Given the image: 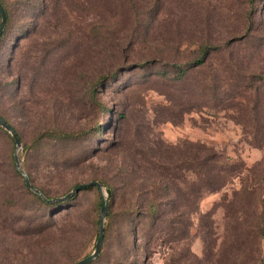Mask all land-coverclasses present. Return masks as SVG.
Segmentation results:
<instances>
[{
    "label": "rangeland",
    "instance_id": "rangeland-1",
    "mask_svg": "<svg viewBox=\"0 0 264 264\" xmlns=\"http://www.w3.org/2000/svg\"><path fill=\"white\" fill-rule=\"evenodd\" d=\"M6 1L14 20L11 33L0 47V112L27 143L47 129L61 135L60 139H55L58 142L45 136L39 152L33 155L28 166L35 182L47 183L52 196L62 197L76 184L86 183L90 178H105L115 189V196H108L106 188L103 193L96 188L80 193L63 213L72 210L87 221L73 222L76 234L68 235L66 241L62 239L61 230L69 227V219L46 220L36 235L20 238L0 228V264H74L91 255L97 242L95 208L102 194L108 202V213L113 210L114 218L104 255L92 264H175L173 260L179 259L176 256H188L191 252L202 258L204 241L201 231L197 230L198 216L194 218L189 240L181 243L175 254L158 248L145 256L143 249L137 246L132 250L127 248L129 240L140 248L145 245L141 234L135 233L140 221L134 222V219L138 216L127 213L128 190H137L141 184L149 186L158 175L142 160L143 156L173 161L186 155L184 146L187 144L206 146L231 158H241L249 168L262 159V151L243 140L240 126L228 121L225 112L216 115L211 110H189L188 85L192 80L199 81L207 71L191 70L189 82L179 81L175 79L174 65L190 67L198 58L200 42L207 41L220 46L211 55L209 69L233 57L245 60L246 71L264 74V0H253L257 11L255 26L243 39L236 37L245 33L246 0H166L145 42L130 46L128 41L115 40L119 46L112 48L130 50L131 57H107L110 44H100L97 38H82L78 33L82 22L84 28L91 24L94 12L70 11L68 18L63 19L67 30L59 31L66 40L62 44L67 46L58 49L59 56L46 57L44 78L40 82L33 81L18 96L15 93L10 96L6 90L11 81L6 78V67L13 59L10 48L18 43L16 39L23 28L32 23L28 33L31 37L24 43L34 60L37 42L50 48L52 39L48 37L55 21L41 11L36 0H27L28 10L18 8L15 0ZM139 8L141 13L145 12L143 1ZM38 22L42 28L32 34ZM28 34L21 36L22 39ZM98 44L105 49L106 57H97ZM92 91L97 102L86 99V94ZM78 132L81 135L73 139L62 138V134ZM20 153L26 157L23 146ZM42 153L47 157L57 153L72 159L78 155L83 162L77 168H66L64 163L73 160L60 159L58 173L49 174L48 169L38 171L44 165ZM129 170L133 171L132 179L126 178ZM221 196V193L207 196L200 203V214L211 211ZM20 209L32 207L22 203ZM37 217L41 219V214ZM223 218V209L217 208L214 222L220 235L223 234ZM46 242L50 243L48 248H36Z\"/></svg>",
    "mask_w": 264,
    "mask_h": 264
},
{
    "label": "trees",
    "instance_id": "trees-1",
    "mask_svg": "<svg viewBox=\"0 0 264 264\" xmlns=\"http://www.w3.org/2000/svg\"><path fill=\"white\" fill-rule=\"evenodd\" d=\"M141 1L145 8L144 13L140 12ZM165 1L36 0L35 3L41 8V11L45 12L47 17L51 16L55 21L54 24H51L53 30L48 37L50 40L52 39L49 44L50 48L47 49L46 44L37 42L34 50L35 58L32 59L28 54L30 51L27 52L28 46L24 43L31 37V34L28 33L31 32L32 23L27 24L23 28L22 34L16 39L18 43L13 44L10 48L13 59L6 67V72H8L6 78L11 81L5 89L9 90L10 96H13L14 93L18 96L26 87L31 86L33 81L40 82L44 78L43 72L48 60L46 57L59 56L58 49L67 46L62 44L66 40L61 38L62 35L59 31L67 30L64 27L63 19L68 18L70 11L75 10L81 14L85 11L94 12L91 15L92 18L90 17L91 24L84 28V22H82L78 33L82 38H97L100 44H110L108 46L110 53L107 52V57H131L133 52L130 50L112 48L119 46L115 40L128 41L130 46L145 42L150 38L149 30L157 21L160 8L164 6ZM26 2L27 0H15V5L28 10L30 6ZM0 4L7 17L6 28L0 39L1 47L6 37L11 33L10 28L14 15L6 0H0ZM245 4L246 9L243 13L245 33L236 39L247 38L255 26L254 20L257 11L254 1L246 0ZM41 28L42 25L38 22L36 31L34 29L32 34ZM26 34L28 36L22 39ZM198 49V58L189 64L190 67L183 68L174 65L175 79L179 81L189 82L191 70L203 69L207 71L199 81L192 80L188 85L190 99L187 100V105L189 110H211L216 115L225 112L228 121L240 126L244 136L243 140L250 146L261 150L263 157L249 168L241 158H231L216 152L213 148L194 144L185 145L186 155L173 161H161L148 155L147 157L143 156L142 160L150 164L158 175L149 186L141 184L137 190L133 188L128 190L127 213L138 216V219L136 217L134 219V222L140 221L135 233L141 234L145 245L140 248L139 245L132 244L129 240L127 248L132 250L137 246V249H143L145 256L150 255L158 248L171 250L172 254H175L178 250L177 247L189 240L190 233L194 228V218L198 216L197 230L201 231L200 235L204 241L203 257L199 258L192 252L188 253V256L178 255L176 257L180 260H173L175 264H264V74L261 71H246L245 60L240 61L233 57L225 60L219 66L209 69L211 55L219 50L220 46L201 41ZM95 53L97 57H106L105 49L99 44ZM86 99L97 102L93 91L86 94ZM0 116L12 126L22 143L26 157L20 153L19 160L33 186L41 191L47 200L60 198L52 196V191L47 188V183L37 184L28 166L34 159L33 155L39 152L43 145L45 136L55 140L60 139L58 138L61 136L60 133L47 129L34 138L31 143H27L9 119L1 112ZM80 135V132L62 134V138L73 139ZM15 152V140L0 125V228L10 232L14 237L20 238L25 235H36L46 220L53 222L57 219H69V227H64L61 230L62 239L66 241L68 235L76 234V226L71 225L73 222L76 224L80 220L87 221V219H81L80 214L72 210L63 213L66 206L74 203L80 193L91 188H98L84 189L68 201L49 202L44 200L27 186L25 178L17 168ZM42 157H44V165L38 171L48 169L49 174L58 173L60 159L73 160L64 163L66 168H77L83 162L78 155L72 159L67 156L61 157L57 153L51 157L44 156L42 153ZM125 174L127 179L134 175L131 170ZM92 181L102 183L106 189L111 191L112 196H115V189L105 178H90L86 183ZM216 193L222 194L220 202L211 211L200 214V203L207 196ZM22 203L29 204L32 209L21 210ZM217 208H222L224 211L222 235L217 232L214 222ZM95 209L98 240L102 198L99 197ZM38 214H41V219L37 217ZM113 218L114 213L110 209L104 243L98 259L104 255L105 246L110 240L109 230ZM27 231L29 232L25 233ZM46 243L45 245L40 244L36 248H45V246L48 248L50 243Z\"/></svg>",
    "mask_w": 264,
    "mask_h": 264
},
{
    "label": "water",
    "instance_id": "water-1",
    "mask_svg": "<svg viewBox=\"0 0 264 264\" xmlns=\"http://www.w3.org/2000/svg\"><path fill=\"white\" fill-rule=\"evenodd\" d=\"M0 14H1V24H0V39L5 31L6 28V24H7V17H6V13L3 9V7L0 4ZM0 125L13 137V139L15 140L16 143V152H15V161L17 164V168L19 170V172L23 175V177L25 178L26 184L27 186L37 195L41 196L44 200H47V198L44 196V194L39 191L38 189H36L33 184L31 183V180L28 176V174L22 169V165L21 162L19 160V151L22 148V143L19 139V137L17 136L16 132L14 131V129L12 128L11 125H9L1 116H0ZM91 187H97L101 193H103L105 186L97 181H92L89 183H83V184H79L77 186H75L71 192H69L67 195H65L64 197H60L57 199H53V200H47L49 202H55V201H68L71 198H73L75 195H77L78 193H80L82 190L87 189V188H91ZM107 195L110 196L111 191L109 189H106ZM108 214V202L105 199L104 195L102 194V210H101V219H100V226H99V236H98V240L96 243V247L94 252L85 257L84 259H81L80 261H78L75 264H91L93 261H95L102 250V246L104 243V237H105V220Z\"/></svg>",
    "mask_w": 264,
    "mask_h": 264
}]
</instances>
